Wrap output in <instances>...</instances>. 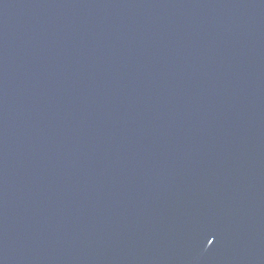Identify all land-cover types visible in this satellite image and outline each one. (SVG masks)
<instances>
[{
  "label": "water",
  "instance_id": "water-1",
  "mask_svg": "<svg viewBox=\"0 0 264 264\" xmlns=\"http://www.w3.org/2000/svg\"><path fill=\"white\" fill-rule=\"evenodd\" d=\"M0 264H264V0H0Z\"/></svg>",
  "mask_w": 264,
  "mask_h": 264
}]
</instances>
